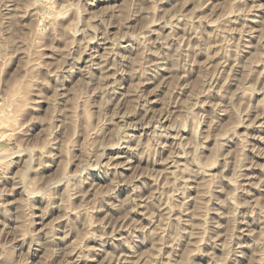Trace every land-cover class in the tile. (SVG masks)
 I'll return each instance as SVG.
<instances>
[{"label":"rangeland","instance_id":"374dc122","mask_svg":"<svg viewBox=\"0 0 264 264\" xmlns=\"http://www.w3.org/2000/svg\"><path fill=\"white\" fill-rule=\"evenodd\" d=\"M82 2L87 14L80 24L74 11L65 15L63 8L56 9L55 29L36 8L17 21L22 32L11 46L15 54L5 73L34 70L48 81L36 84L48 99L31 96L35 103L16 116L15 100L0 95V158L9 156L0 190H10L0 196L7 205L0 208V242H10L17 258L26 256V264H77L81 244L93 250L86 253L89 260L78 264H126V257L151 264L153 241L143 239L145 233H137L142 240L133 256L111 237L101 244L88 235V226L97 219L108 224L109 218L119 225L121 210L103 205L104 200L127 199L134 187L147 198L162 187L167 203L173 204L169 220L188 222L178 241L181 248L194 243L197 230L205 225L219 237L217 247L205 238L203 251L195 255L198 264H213L212 253L223 257L234 219L233 246L244 244L247 259H239L251 264L254 238L248 233L264 230V0H246L252 9L247 14L239 0ZM84 22L95 29L87 36ZM69 66L72 71H65ZM56 87L60 94L52 101ZM50 111L51 125L46 119ZM125 124L130 127L125 129ZM125 131L138 140L104 151L121 165L118 171L130 183L106 193L108 177L88 169L84 176L92 181L77 194L69 179L79 168L77 160L95 151L98 139ZM154 132L163 146L151 156L146 149L153 147ZM139 139L144 146L137 149ZM26 145L35 157L43 156L31 170L26 168ZM178 169L188 171L176 183L182 191L174 192L169 176L181 175ZM101 207L103 211L95 210ZM69 208L72 211L65 214ZM149 210L164 222L151 204L131 211L129 222L154 229L157 224L146 215ZM20 229L38 232L49 245L30 249L31 237H26L29 243L10 241L9 233ZM91 231L99 232V226ZM117 235L127 233L122 229ZM175 247H165V257L175 256Z\"/></svg>","mask_w":264,"mask_h":264},{"label":"clouds","instance_id":"9594fccd","mask_svg":"<svg viewBox=\"0 0 264 264\" xmlns=\"http://www.w3.org/2000/svg\"><path fill=\"white\" fill-rule=\"evenodd\" d=\"M90 2V0H88ZM240 3L245 4L243 8V12L247 14L252 11L251 8L246 6V0H239ZM254 7H261L259 4H255ZM29 8H36L41 16L45 19H49L51 23L48 27H52L55 29V17H56V9L63 8L64 14L66 15L69 11H74V15L76 17L77 24L81 23V17L87 14V8L84 7L82 0H66L63 4L57 5L53 2V0H0V24H3L4 21H7V24L3 27H0V60L3 62L0 63V95H4L7 98H13L15 100L14 110L15 115L19 116L24 108L32 106L35 102L30 100L29 98L33 95H39L41 99H48V97L44 96L40 90L36 87L37 82L39 83H48V81L41 77L38 73L34 74V70H30L28 72H24L21 75L20 72L15 73H5V68L7 67V62L10 60V55H14L15 52L11 50V46L16 44L17 38L21 35L22 28L17 24V21L20 17L27 14V10ZM85 27L83 29L85 35L87 36L88 30L95 29L92 28L90 23L84 22ZM86 51V48L84 49ZM63 67V64L61 65ZM65 71H72V66H69ZM50 75L52 73H49ZM25 81L23 83V87H21V81ZM49 88H52L53 85L49 84ZM60 94V87L55 88V92L52 101L56 99ZM74 103H78V101H74ZM85 110H87V101H85ZM54 115V111H50L49 116L46 118L48 120V124H52V116ZM130 125L125 124L124 128L127 129ZM19 131V129H16ZM159 133H152L150 136V143L152 144V149H146L149 155L154 156V149L158 147H162L159 143L157 137ZM138 138L129 135L126 131L122 136H113L111 138H103L98 139L95 145V151L90 154H85L82 161L77 160L79 163V168L75 174L70 175L69 179L72 180L75 185V191L77 194H83L92 181V177H85L84 173L88 169H99L106 177L109 179V186L104 191L114 192L119 188L121 184L130 183L127 181L125 177L118 171L121 167L118 163H114L111 157L106 155L104 149L108 147L119 148V147H129L130 141H136ZM144 146V142L142 139L136 143V148L139 149ZM7 148V145H5ZM185 148L184 144L179 145V149L183 150ZM13 150H15L13 146ZM24 151L29 154V161L26 165V168L31 170L33 168V164H40L43 161V156L35 157L32 154L31 148L27 145L24 148ZM66 153V149L62 148V155ZM47 155L48 153H44ZM8 160L9 156L5 154L2 158H0V179L3 178L4 175L7 174L8 170ZM203 168L204 165H201ZM116 170V171H113ZM143 171V170H140ZM181 172L179 176H169V180L171 181L169 184V188L174 192L182 191V189L176 188V183L179 180L183 179L182 173L184 171H188V169H178ZM147 174V173H146ZM17 182H20L19 178H16ZM243 185L238 187V190L242 189ZM10 191L9 189L0 190V196H2L3 192ZM27 195L31 196L32 193L27 191ZM159 199V203H154ZM114 202H109L108 200L103 201V205L110 206L111 208L120 209L122 214L120 216V223L117 225L116 221L113 218H109V223L105 224L101 220H94L88 226V235L92 236L101 244L111 237L113 241H119L121 245L125 246L133 253V256H136V246L139 242H141L142 237L137 235L138 232L145 233L143 239L151 238L153 241L152 253L154 255L150 256L151 264H198L195 259V255L203 251L200 247L201 244L204 243L205 238L209 244H212L214 247L218 245L214 244V241L219 239L218 235L213 233H209L207 226L204 228L197 230L195 242H189L186 248H181L178 244L181 237L185 232L184 225L187 224V221H181L178 223H172L169 220V217L172 215L173 204L167 203L168 194L161 187L157 190V192H153L152 195L147 198L144 197L143 191L138 187H134L132 194L127 197V199L120 200L119 197H113ZM173 203L177 209L180 208V204L175 201V197L173 196ZM96 201L92 202V206L95 208ZM152 205L159 212L164 215V222L159 223V216H152L151 211L149 210L146 215L153 219V223L157 224V226L153 229L152 226L145 227L143 224H140L135 221L129 222L131 211L138 209L142 205L144 207H148ZM0 208H7V205L0 202ZM164 208H167V212H164ZM96 211H103V207L96 208ZM43 212L47 211V208L42 210ZM72 211V209H67L66 213ZM235 216V213H233ZM174 219V217H173ZM235 219L233 220V226L229 229L228 233H226V242L223 245L224 255L223 257H217L215 253H212L213 264H228V260L231 259L232 264H241L240 257H247L243 253L242 249L245 247L242 243H237L233 246V233L235 232V223H237ZM99 226V232L91 231L92 227ZM112 227L113 231L109 233L107 231L108 227ZM125 231L127 235H117V233L121 232V230ZM248 234L253 236V247L254 255L252 257L251 264H264V230L260 232H249ZM47 235V234H46ZM191 235V233H190ZM10 241H15L17 239L25 240L26 243L29 241L26 237H31V241L29 247L35 246L37 248H44L49 245L50 240L45 238H38L39 233L35 231H27V230H13L9 233ZM169 244H174L176 247L174 251L176 252L175 256L165 257L163 249L167 247ZM80 252L77 257V264L79 260L83 259L85 261L89 260L90 257L86 255V253L91 252L93 249L85 248L83 244L79 245ZM0 264H26V256H21L20 258L16 257V250L10 247V242H0ZM126 264H139L138 259H133L131 257H126ZM147 264V261H146Z\"/></svg>","mask_w":264,"mask_h":264},{"label":"bare ground","instance_id":"6f19581e","mask_svg":"<svg viewBox=\"0 0 264 264\" xmlns=\"http://www.w3.org/2000/svg\"><path fill=\"white\" fill-rule=\"evenodd\" d=\"M190 233H192V232H190Z\"/></svg>","mask_w":264,"mask_h":264}]
</instances>
